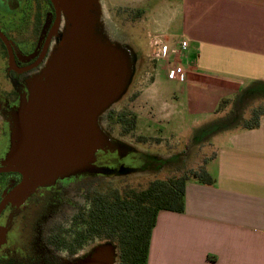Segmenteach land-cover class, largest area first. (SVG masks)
I'll use <instances>...</instances> for the list:
<instances>
[{
    "label": "crops",
    "instance_id": "crops-1",
    "mask_svg": "<svg viewBox=\"0 0 264 264\" xmlns=\"http://www.w3.org/2000/svg\"><path fill=\"white\" fill-rule=\"evenodd\" d=\"M180 1L174 37L189 41L188 73L171 96L201 126L222 99L264 81V0ZM216 145L215 183L190 181L185 212L158 214L147 264H264V117Z\"/></svg>",
    "mask_w": 264,
    "mask_h": 264
},
{
    "label": "water",
    "instance_id": "water-1",
    "mask_svg": "<svg viewBox=\"0 0 264 264\" xmlns=\"http://www.w3.org/2000/svg\"><path fill=\"white\" fill-rule=\"evenodd\" d=\"M57 13L47 62L28 83L11 120V147L2 162L22 182L5 197L20 205L59 179L103 172L99 152L130 153L113 139L103 117L123 101L138 73L139 52L112 38L102 22L101 0H51ZM115 247L102 244L84 264H114Z\"/></svg>",
    "mask_w": 264,
    "mask_h": 264
},
{
    "label": "flooded vegetation",
    "instance_id": "flooded-vegetation-1",
    "mask_svg": "<svg viewBox=\"0 0 264 264\" xmlns=\"http://www.w3.org/2000/svg\"><path fill=\"white\" fill-rule=\"evenodd\" d=\"M56 20L51 0H0V206L23 179L5 171L2 163L11 147V120L29 96V81L47 62ZM141 64L139 59L138 70ZM177 156L162 159L138 149L122 155L99 152L95 165L103 172L59 179L20 205L6 203L0 213V264H84L93 255L91 248L107 243L115 247L114 264H119L117 239L88 234L87 222L107 198L132 189L101 193L102 180L155 173L174 164Z\"/></svg>",
    "mask_w": 264,
    "mask_h": 264
},
{
    "label": "rangeland",
    "instance_id": "rangeland-1",
    "mask_svg": "<svg viewBox=\"0 0 264 264\" xmlns=\"http://www.w3.org/2000/svg\"><path fill=\"white\" fill-rule=\"evenodd\" d=\"M180 2V0H101L102 22L106 31L112 38L124 39L133 44L142 63L125 99L111 111L136 117L135 129L129 134H123L124 128L109 120L110 115L103 117L104 128L113 139L122 141L134 149L153 153L162 159L185 155L194 131L192 125L195 124L181 107L174 106L176 102L173 101L171 93L181 85L168 80L165 58L154 56L161 45L173 47L182 40L174 37L180 27V23L177 24L181 16ZM146 5L148 9H143ZM140 10L144 12L141 13ZM229 110L230 107L226 108L219 116H224ZM195 126L200 127L196 124ZM217 137L205 143L200 149H191L185 157L187 162L182 157L181 162L177 161L155 173L129 174L120 178L106 177L102 180V188L99 191L101 193L131 189L141 191L155 180L181 177L186 171L207 166L216 157ZM213 168L214 164L211 166V169ZM80 176H95V173ZM95 249L91 248L89 251L94 252Z\"/></svg>",
    "mask_w": 264,
    "mask_h": 264
},
{
    "label": "trees",
    "instance_id": "trees-1",
    "mask_svg": "<svg viewBox=\"0 0 264 264\" xmlns=\"http://www.w3.org/2000/svg\"><path fill=\"white\" fill-rule=\"evenodd\" d=\"M228 107L230 110L219 116ZM215 114L217 118L194 129L185 155L177 156L174 162H181L182 157L187 162L185 157L191 149H200L217 136L260 128L264 117V81L254 82L232 97L222 99ZM109 118L124 128L123 134L135 129L136 117L111 112ZM190 181L205 185L215 183L204 166L186 171L181 177L155 180L141 191L132 190L123 196L107 198L97 208V213L89 217L88 234H104L117 239L119 264H147L158 214L161 211L185 212L186 187Z\"/></svg>",
    "mask_w": 264,
    "mask_h": 264
},
{
    "label": "built area",
    "instance_id": "built-area-1",
    "mask_svg": "<svg viewBox=\"0 0 264 264\" xmlns=\"http://www.w3.org/2000/svg\"><path fill=\"white\" fill-rule=\"evenodd\" d=\"M175 46L169 47L167 45L160 46L154 54L159 58H165L167 78L169 81L184 82L187 77V69L185 64L188 62L189 41L181 38ZM159 60V59H158Z\"/></svg>",
    "mask_w": 264,
    "mask_h": 264
}]
</instances>
